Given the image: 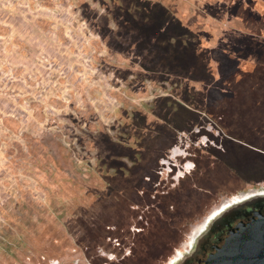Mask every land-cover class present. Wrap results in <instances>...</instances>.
I'll use <instances>...</instances> for the list:
<instances>
[{
	"label": "rangeland",
	"instance_id": "obj_1",
	"mask_svg": "<svg viewBox=\"0 0 264 264\" xmlns=\"http://www.w3.org/2000/svg\"><path fill=\"white\" fill-rule=\"evenodd\" d=\"M259 184L264 0H0V264H162Z\"/></svg>",
	"mask_w": 264,
	"mask_h": 264
},
{
	"label": "flooded vegetation",
	"instance_id": "obj_2",
	"mask_svg": "<svg viewBox=\"0 0 264 264\" xmlns=\"http://www.w3.org/2000/svg\"><path fill=\"white\" fill-rule=\"evenodd\" d=\"M189 163L185 160V165ZM177 171L178 174L181 169ZM263 193L264 184H259L224 196L214 203L197 221L190 224L178 246L162 264H203L208 255L221 246L229 232L237 229L240 222L264 210ZM109 254L114 255L113 252ZM102 264L109 263L104 261Z\"/></svg>",
	"mask_w": 264,
	"mask_h": 264
},
{
	"label": "water",
	"instance_id": "obj_3",
	"mask_svg": "<svg viewBox=\"0 0 264 264\" xmlns=\"http://www.w3.org/2000/svg\"><path fill=\"white\" fill-rule=\"evenodd\" d=\"M203 264H264V210L240 222Z\"/></svg>",
	"mask_w": 264,
	"mask_h": 264
}]
</instances>
